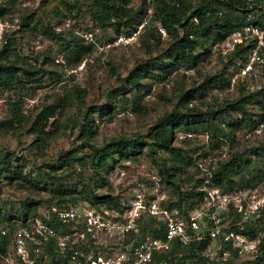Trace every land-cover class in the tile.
<instances>
[{
    "label": "rangeland",
    "instance_id": "rangeland-1",
    "mask_svg": "<svg viewBox=\"0 0 264 264\" xmlns=\"http://www.w3.org/2000/svg\"><path fill=\"white\" fill-rule=\"evenodd\" d=\"M99 1L0 0V50L9 46L21 65L33 69L24 77V89L0 87V159L18 177L0 171V241L5 232L12 235L17 230L0 252V264L48 263L43 254L48 237L37 238L36 227L37 222L47 221L52 208L63 211L87 205L124 213L138 197L146 208L156 203L159 209L169 210L170 203H178L170 210H177L182 219L200 211L202 227L208 217L218 220L229 234L231 248L223 250V241L218 240L210 241L207 249L215 251L221 262L240 264L262 257L264 204L255 214L249 209L264 199V122L253 130H238L234 139L223 137L217 127L228 132L227 126L244 119L243 113L258 123L264 66L247 70L248 58H233L236 47L230 52L226 40L215 46L208 43V52L196 49L193 55L200 54V60L183 59L175 52L171 36L158 29L152 16L154 0H130L127 8L133 18L128 24L127 16L98 21L94 11ZM188 3L193 8L207 6L211 0ZM135 14L149 15L148 26L140 25ZM145 63L153 67L151 74L139 86L128 84V73ZM251 94L243 109L230 106ZM20 96L23 122L10 124L11 103ZM47 107L53 111L46 129L50 137L40 144L28 129ZM175 109L215 118L210 127L191 124L173 129V147L182 153L176 163L178 190L161 175L163 167L176 166L171 155L151 153L144 145L131 158L113 156L92 163V156L112 139L150 143V129ZM86 124L93 134L81 133ZM251 149L256 154H250ZM240 153L250 160L249 166L233 177L232 184L215 185L217 168ZM250 177H263V181L253 190L238 186ZM23 210L35 213L26 227L20 221ZM149 219L143 216L141 231ZM246 224L253 226L254 239L244 230ZM20 233L26 234L24 254L17 252ZM54 235L56 241L64 236ZM106 240V246L87 248L106 252L109 244L114 245L113 238ZM118 250L119 246L114 248ZM236 252L238 258L233 257Z\"/></svg>",
    "mask_w": 264,
    "mask_h": 264
},
{
    "label": "trees",
    "instance_id": "trees-1",
    "mask_svg": "<svg viewBox=\"0 0 264 264\" xmlns=\"http://www.w3.org/2000/svg\"><path fill=\"white\" fill-rule=\"evenodd\" d=\"M100 2V1H99ZM130 0H102L94 11V17L98 21L104 22L106 20L114 21L121 17L127 16L129 23L132 20L130 10L127 8ZM192 9V10H191ZM251 13L253 17L252 23L258 25L261 29H264V0H256L252 5L246 3L245 0H211V4L207 6L191 7L188 0H154L153 1V14L156 22L163 28L167 35L171 36L173 42H175V52L183 59L191 57L193 60H200L201 55H193L196 49L204 50L208 52L206 45L210 43V46L219 45V43L226 40L234 32L240 30L250 22L246 19V14ZM136 20L141 23L146 18L141 14H135ZM151 18V17H150ZM149 20V19H148ZM148 21L145 26H148ZM144 26V27H145ZM143 27V28H144ZM159 29V28H158ZM254 46V43L241 44L236 46L235 52L231 53L233 58H248L249 52ZM246 55V56H245ZM32 68L27 65L20 64L19 57L8 46L0 50V87L3 89H24L25 76L32 74ZM153 67L149 63L138 65L135 69L128 73L126 79L128 84L132 86H139L140 81L151 74ZM203 88V87H201ZM257 93H261L257 92ZM256 94V93H254ZM254 94L248 97H240L235 101L233 105L238 109H243V105L247 98L254 96ZM22 103V97L20 96L16 101L11 103L9 111V123L21 125L23 122V116L20 112V106ZM228 107V106H227ZM226 107V108H227ZM260 115L258 116V123L253 121L250 115L244 114V119L233 121L227 126L228 132H222L217 127L218 132L223 134V137L234 139L235 133L241 129H255L258 125L264 122V97L259 104ZM220 110V112L224 111ZM53 111L51 107L45 108L39 114H37L34 120L31 122L28 132L35 134L40 144H44L50 137V134L46 131L48 120L53 117ZM214 117H203L200 114H185L179 113L176 109L170 114L159 119L154 126L150 129V143L140 142L137 139H124L116 138L112 139L109 143L103 145L97 153L92 156V163H100L103 159L108 157L117 156L118 160L128 159L134 156L137 147L144 145L150 149L151 153L158 151L169 153L171 159L175 162H179L182 159V153L176 151L173 147V129L177 126L187 127L189 125H198L204 127H210L214 125ZM87 125V124H86ZM81 127V133L88 136L93 134L90 126ZM264 151V148H262ZM257 150H249L250 154H256ZM250 164V160L246 158L245 154L240 153L232 157L227 163L221 164L215 173L213 174L215 185H221L223 182L226 184L233 183V177L238 176L246 167ZM262 165H264V160ZM0 171L7 176L15 177V173L12 172L4 163V160L0 159ZM261 172L262 169L260 168ZM180 172L178 165L171 168L163 167L161 169V175L164 181L169 183L174 189L178 190L175 182L176 174ZM263 181V177H250L248 180H240L238 186L245 190H253L259 183ZM180 199V198H179ZM181 200V199H180ZM178 203H170L168 205L169 210ZM119 209V205L114 206ZM31 210H23L21 217L22 227H26L27 221L35 215L31 214ZM38 215V214H37ZM45 223L50 226L58 235H66L71 230V227L64 226L53 215L50 221ZM249 231L251 238H255L253 226L245 225ZM16 232H5L0 241V252H4V246L6 247L12 239L14 240ZM141 235H152L153 237H163V229L161 223L155 219H149L142 228ZM38 238L39 236L36 235ZM210 240L204 238L201 241L191 243L187 248L174 247L171 252L161 255L159 260L165 262V264H208V259L203 256L206 251ZM231 242L221 243L223 250L231 248ZM78 247V245H77ZM30 256L32 257V250L29 249ZM45 256L49 258L47 264H70L68 257L64 258L60 254L57 247V241L55 237H48L46 245L44 247ZM32 254V255H31ZM234 258H238L237 252L233 253ZM34 257V255H33ZM157 257V256H156ZM42 261V259H41ZM40 262V261H39ZM40 264V263H39ZM222 264H236L234 261H225ZM240 264H264V254L262 257L257 256L254 261H244Z\"/></svg>",
    "mask_w": 264,
    "mask_h": 264
},
{
    "label": "built area",
    "instance_id": "built-area-1",
    "mask_svg": "<svg viewBox=\"0 0 264 264\" xmlns=\"http://www.w3.org/2000/svg\"><path fill=\"white\" fill-rule=\"evenodd\" d=\"M245 1L249 5L256 2V0ZM148 16L141 23L142 26L147 24ZM246 19L250 23L234 32L224 43L230 52L237 45L254 43L246 64V69L250 71L254 67L264 66V29L252 23L251 13L246 14ZM158 28L165 35L164 29L159 25ZM122 41L123 39L120 38L119 42ZM263 202L254 206V209L250 207V214H255L256 210L262 208ZM131 207L129 212L124 213L93 210L87 205L80 208L70 207L63 211L52 208L53 214L51 213L49 218L54 215L62 225L71 227L69 233L57 239L60 254L67 255L70 264H165L159 260V257L171 252L176 246L187 248L191 243L204 238L212 242L218 240L228 242L230 239L229 234L227 235L224 229L219 227V222L214 217H208L206 225L202 227L203 217L200 211L191 213L188 219H182L177 210L159 209L156 203L146 208L140 197L131 204ZM143 216L157 219L161 223L163 237L141 235L139 225ZM49 218H46L48 222ZM36 230L38 238L44 240L45 236L54 237L56 233L42 221L37 222ZM25 236V233L17 235L18 254H24ZM128 236L131 237L127 239ZM106 238H113L114 245L109 244L106 252H94L93 247L106 246L103 245L107 243ZM87 246H91L92 249ZM117 246L120 250L114 251ZM225 254L226 252H223L222 255ZM238 254H241L240 250ZM203 256L208 259V264L223 263L215 251L210 252L206 249Z\"/></svg>",
    "mask_w": 264,
    "mask_h": 264
}]
</instances>
